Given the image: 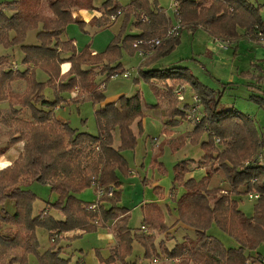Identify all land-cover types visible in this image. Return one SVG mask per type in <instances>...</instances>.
Instances as JSON below:
<instances>
[{"label":"trees","instance_id":"trees-1","mask_svg":"<svg viewBox=\"0 0 264 264\" xmlns=\"http://www.w3.org/2000/svg\"><path fill=\"white\" fill-rule=\"evenodd\" d=\"M47 2L51 16L40 12L42 0H13L0 5V47L20 46L24 53L23 64L28 65L25 70L14 71L0 63V103L8 102L13 113H20L23 108H29L31 112L30 120L16 119L17 125L8 132V142L0 147L1 157L25 141L19 158L0 170V264H28L30 254L36 255L40 264H70L71 258H64L63 247H60L65 233L111 229L109 223L113 222L115 225L111 230L118 242L106 259L96 251L102 264H127L136 242L143 247L145 259L166 255L181 257L179 264H264V256L251 254L264 243V156L262 161L255 162L261 152L264 154V132L259 131L253 118L233 107L219 111L221 96H216L214 90L200 82L186 67L162 66L141 70V77L150 84L158 99L155 105L144 103L140 93L122 95L118 101L102 105L107 100L103 85L126 71L121 61L123 52L134 55L138 52L134 47L137 40L165 36L171 27V18L150 0H132L126 7L117 0H107L102 5L103 16L93 24L104 26L112 15L121 11L126 19L135 18V27L140 34H127L124 25L105 51L93 55L89 48L78 53L72 40H64L62 36L70 24L76 23L84 28V22L76 20L72 12L96 9L94 0ZM180 15L183 28L203 26L211 36L232 43L247 37L260 41L255 33L256 27L264 34L260 7L247 0H212L209 5L181 0ZM31 31H37L36 39L40 44H26ZM180 42L181 34L168 40L146 59L144 65L168 57ZM65 61L71 62L72 66L62 74L60 66ZM36 68H41L48 75L46 82L38 81ZM98 76H105V83H98ZM16 79L27 80L28 87L24 93L11 88ZM184 84L190 85L200 96L204 117L200 123L194 124L192 131L181 136L174 149L190 139L200 145L203 156L198 161L183 159L174 166V189L184 190L181 195L175 193L179 197H174V202L177 223L194 229L197 239L187 237L170 249L163 240L158 242V237L171 229L161 207L156 202L144 204L142 226L145 228L141 226L135 231L129 224L131 210L120 206L121 187L122 177L132 176L125 153L135 152L138 146V138L143 133L144 107L168 104L163 114L164 125H179L182 119L187 120L188 104L180 106L175 92ZM47 88L53 90V100L46 99ZM75 88L87 95L82 98L78 95L71 102L90 101L97 107L98 134L79 131L70 123L55 118L54 108L70 102L62 94ZM253 98L256 97L251 96L250 100ZM205 134L208 136L206 140L203 139ZM217 138L219 143H216ZM152 141L155 142L154 139ZM221 144L224 148L218 146ZM164 147L163 143L158 145L151 161V167L162 174L167 172L160 161ZM247 160L249 163L243 166ZM195 165L207 166L203 178L188 177ZM218 172L227 179V190L211 186V180ZM35 182L48 185L56 196L54 201H45L48 211L45 208L36 211L35 205L41 198L28 189ZM143 183L150 185L146 178ZM92 187L95 195L98 187L106 192L112 188L113 192L94 202L82 200L79 194ZM242 192L259 195L252 216L240 208L235 198ZM7 201L14 202V213L6 210ZM92 205L96 208L91 209ZM213 225L229 235L238 247L227 248L212 235L210 229ZM38 229L49 233L50 247L43 254L39 252Z\"/></svg>","mask_w":264,"mask_h":264},{"label":"rangeland","instance_id":"rangeland-1","mask_svg":"<svg viewBox=\"0 0 264 264\" xmlns=\"http://www.w3.org/2000/svg\"><path fill=\"white\" fill-rule=\"evenodd\" d=\"M10 1L13 0H0V5ZM106 1L107 0H94V5H96L97 7H102V5ZM117 1L122 6H125L130 2V0H117ZM251 1L255 2L254 3L255 5L261 3V1L264 3V0H260V1L258 0V2H256L255 0H251ZM150 2L165 8V10L169 13V15L174 19L173 21L176 20V16H175L174 8L172 7L171 0H150ZM39 9L42 14H46L50 16L52 15V11L49 8V4L47 0H42V5H40ZM122 15H124V17L122 20L121 28L124 27V25L126 27V30H128L132 26L135 27V18L133 16H131L129 19H126L125 14L122 13L121 16ZM263 18H264V12H263ZM76 26L73 25L71 28L75 29V31L76 29H78L79 31V27ZM182 32L184 37L183 44L180 43L177 47H175L172 53L165 59V61L168 60L170 62L167 61V63L163 67L188 68L190 72L195 77H197L200 82H202L206 86L209 85L208 87L214 90L216 96L218 97L221 96V102L218 106L219 111L225 110L226 108L229 107L236 108L240 113L253 118L256 122L259 131L264 132V60L253 61L254 55L256 53L254 52L253 54L250 51L245 50L243 47H241V50H239L238 55L234 56L233 45L230 46V49L224 51L222 49V51H220L222 55L220 56L218 52L215 50V49L217 50L220 49L219 43L210 39L209 36L206 37L208 40L205 39L204 37L202 38L207 41L205 42L203 40L202 41L199 40L197 34L194 33L190 28L188 29L185 28L183 29ZM77 35L80 37L79 32H77ZM105 37L106 35H101L96 39V41L97 42L98 40L101 41ZM35 38H36L35 35H29V39L26 41V44H31L32 43L31 41L34 40ZM220 57L221 59H218ZM141 58L143 57H141L138 53L131 55L129 52L124 51L121 61L123 67L126 70L127 68H130L133 65L135 66L139 65ZM216 61H218V63H216ZM252 61L255 63L258 62L257 65L260 68L255 69V67H253V65L251 64ZM224 62H226V65L224 64ZM0 63L2 65L7 66L8 69H12L14 71H17L19 69L25 70V67L23 66L24 53L21 47L11 48V49L0 47ZM238 67L240 70H245V71L252 70V75L246 77V79L244 80L246 85H240L241 77L238 75L237 72ZM220 70L225 71V74L219 72ZM36 73L38 74L40 79H43V81H47L49 79L48 75L41 68H36ZM43 73H45L46 76H44ZM258 78L260 79L259 82L257 81ZM97 79H98V83L103 84L105 83L106 77L98 76ZM135 80L136 79H134V75H132L131 78L128 79L120 74L117 77L112 78L110 81H106L105 86L103 88L107 96H112L119 93H127V95H135L136 93H140L142 99L146 98L147 102L156 103L157 99L155 98L156 96L153 93L150 84L145 82L142 78L139 82H136L135 85ZM211 81L215 83V87L210 86ZM186 85L188 86V84ZM27 87H28V82L26 79H16L11 83V88L17 93H24L27 90ZM76 90L78 91L77 96L80 95V98L87 95V93L81 94L78 88H75L73 91ZM251 96L256 98L250 100ZM69 101L71 102V100ZM70 102L65 105L66 109L62 111L64 117L70 121V125L73 128L78 129L79 131H88L93 134H98V127L95 118V110L97 109V107L94 106L93 103L90 101H86L82 103H76L74 101H72L71 103ZM4 104H8V102H5ZM3 107L5 108H0L2 115L0 119V147L8 142L9 140L8 132L17 125L16 122L17 118L20 117L27 120H30L31 118V112L29 108H23L20 113H13L9 105ZM18 107L19 106H17V108ZM144 118L142 120L143 133L139 136L138 146L136 147V160L138 165L134 166L135 171L138 170V168L140 169L139 172L141 173V175L138 174L137 172L133 176L122 177L124 182L122 188L121 204L123 206L132 209V216L129 224L130 227L135 231L139 230V228L143 223V211L141 208V204L144 201L151 202L154 201L155 199H158V197H161L160 194H158V192H162L164 194L170 193L172 183L174 180V166L183 159L188 158L192 160L193 159L199 160L203 156V151L200 145H196L190 139H187L183 146L174 149L175 147H177L178 142L181 140V136L194 129V124L188 121L191 124L190 126L188 127L185 126L183 129L176 131L177 135L175 136V140L177 141L175 143L174 142L170 143L169 141L166 140L167 138L165 137L160 140L159 144L161 143L165 144L164 153L160 157V161L164 163L165 167L167 168V172L165 174H162L157 169L152 168L151 167L152 157L156 153L158 147L155 148V152L153 154L151 153V149L149 148V146L147 150H144L143 147H140L139 149V143L140 141L143 142L145 137L149 139L156 137L154 136L155 129L145 128L143 122ZM135 129L138 130L137 126L135 127ZM168 131L169 130L163 128L158 130L157 133L159 135L162 134L167 135ZM148 135H150V137ZM207 137H208L207 134H205V136H203V139L206 140ZM21 142H24L25 145V141H21ZM118 144H119V136L116 137V145ZM218 146L224 148V145L222 144ZM22 147L24 149V146ZM22 152L23 150L20 152L19 156L22 154ZM146 152L150 154L149 157L148 155L146 156ZM125 156L127 157L132 168V165L134 164L135 161L134 152L128 151L125 153ZM145 156L148 157L147 164H143V161L146 158ZM14 161H12V163ZM247 162L248 160L243 163V166L247 165ZM144 165L146 166V170L148 171L149 174L148 176L146 175V170L144 169ZM205 175H206V169H204V167L202 166L198 167L196 165L191 171V173L188 174V177L194 176L196 179H201ZM144 177L148 178V180L150 181V185H145L143 183ZM223 177H224L223 175H217V176L214 175L210 183L211 186H217L220 183L219 181ZM157 181H159L158 183L160 187L153 186V183ZM30 186H28L29 187L28 189L35 192L41 198L36 203L38 208L40 207V204L41 206L42 205L46 206L45 201H54V198H56L55 194L51 193L48 185H42L40 183L35 182ZM94 189L88 188L83 192V198L86 201L92 199L93 196H96L95 193L93 192ZM182 190H183L182 188H178L177 190L178 195L182 193ZM236 200H238L240 208L247 215L249 216L253 215L255 204H257V199H252L248 195H246L245 192H242V194L236 196ZM6 207L7 204H5V208ZM114 225L115 223L113 222L111 229H113ZM107 230L108 229H100L97 232L85 233L83 237L74 240L73 247L74 249H77L75 254L76 256H75V260H72V262L70 263L77 264L76 259L79 256L80 253L79 250L83 248V255H81V257L86 259V264H93L92 260L96 258V256L94 255V250L95 249L97 250L99 247L107 246V243L109 242L108 239L99 238L100 232H104ZM210 231L211 233H215L216 235L224 237L225 239L231 238L229 235L221 231L217 226H213L210 229ZM44 234H45L44 230H41V232L38 234L40 245H45L46 243L50 244L49 237ZM180 234L181 232H179L178 235ZM165 238L167 239L165 241L169 240L168 236ZM162 239L163 237L159 236L158 242L161 241ZM231 240L234 241L232 238ZM229 241L230 240H228L227 242ZM261 248H262L261 252L264 253V244L261 245ZM129 260L132 262L144 264L145 261L144 253L140 244H136L134 254L131 256V258H129ZM146 262H149V259L146 260ZM28 264H40V263H38V260H36L34 256H28Z\"/></svg>","mask_w":264,"mask_h":264},{"label":"crops","instance_id":"crops-1","mask_svg":"<svg viewBox=\"0 0 264 264\" xmlns=\"http://www.w3.org/2000/svg\"><path fill=\"white\" fill-rule=\"evenodd\" d=\"M195 1H197L201 5H209L212 0H195ZM247 1L252 3L256 7H260V14H261V16L263 18L264 3L261 1V3H258L257 5H255L254 4L255 2H252L251 0H247ZM255 1L258 2V0H255ZM131 2H132V0H130V2L128 4H130ZM128 4H126V5H128ZM159 7H161V9L167 14V16L169 18H171V22H172L171 26H172L176 22V20L173 21L174 19L169 15V13L165 10V8H163L162 6H159ZM72 15H73L74 18H76V20L84 22V28L81 29L80 26H78L75 23L68 25L67 28H66L65 33L62 36L63 39L64 40H68V39L72 40V42H73L74 46L76 47L78 53H80L84 48H89L90 52L93 55L105 51V49L107 48L106 46H108V44L111 42V40L120 32L121 25H122V20H123V17H124V15H122V16L120 15V16H117L114 20H112L111 17H110V22L108 24L104 25V26H99L97 24H93L94 20L100 19L103 16L102 7H97V6H96V9H93V10H89V9H77V10H74L72 12ZM263 20H264V18H263ZM73 25L74 26L77 25L76 27H79V31H78V29H76V31H75V29H72L71 27ZM132 27H130L128 30H126L127 34H132V35L140 34V30H138L134 26H132ZM183 29H185V27ZM190 29L194 33L197 34V37L199 38V40H201V41L203 40V41L207 42L205 39H207L206 37L209 36L210 39H212L213 41L216 42V38L209 34V31H208V29L206 27L198 26V27H196L194 29H192V28H190ZM77 32H79L80 37L77 35ZM241 32L245 33L244 30H241ZM36 33H37V31H31L28 34L27 40L29 39V35H35L36 36ZM101 35H106V37L103 40H101V41L98 40V42H97L96 39L98 37H100ZM203 37L205 39H202ZM183 38L184 37H183V32H182L181 33V42H180L182 44H183ZM222 40H225V39H222ZM31 42H32L31 44H35V45L40 44V42L36 38L34 40H32ZM232 45H233L234 56L238 55L239 50H241V47H243L245 50L250 51L253 54H254V52L256 53L254 55L253 61H255V60H257V61L264 60V39H261L260 41H258V40H252L249 37H247V38L241 39L239 42H234L233 41ZM19 47L20 46H16V47H13V48H19ZM215 50L218 52V54L220 56L222 55L220 53V51H222L221 48L219 50H217V49H215ZM155 52H156V50L151 52L146 58H141V61H140L139 65H136V66L133 65L132 67L127 68L124 74H128V77H125V78L130 79L131 76L134 75V79H136V81H135V85H136V82H139L142 79V77H141V70L142 69L143 70H149V69L162 68V66H164L167 63V61H168V60L165 61V59L167 57L166 58H162V59L158 60L156 63H153L151 65H147V66L144 65L146 59L148 57L152 56L153 54H155ZM257 54H259V55H257ZM218 59H221V57L218 58ZM222 59H225V58H222ZM253 61L251 63L253 65V67H255V69L256 68H260L257 65L258 62L255 63ZM168 62H170V61H168ZM216 63H218V61H216ZM224 64L226 65V62H224ZM214 65H215V63H214ZM23 66L25 67V69L28 67V65H26V64H23ZM71 66H72L71 62L65 61L64 63H62L61 66H60L61 73L62 74L67 73L71 69ZM31 68H32V65H31ZM219 72L225 74V71L220 70ZM237 72H238V75L241 77L240 85H246L244 80L246 79V77L252 75V70H246V71L245 70H240L239 67H238ZM242 72H247V73L246 74H242ZM43 74H44V76H46L45 73H43ZM36 75H37V79H38L39 82H46V81H43V79H40L37 73H36ZM121 75L123 76V74H121ZM221 79H222V77H221ZM257 81L259 82L260 79L258 78ZM184 86H186V91H187L186 100H185V102H180V106L181 105L183 106L185 104H188V103L192 102V96L197 94L195 91L191 90L192 89L191 86H189V85L187 86L186 84H184ZM210 86L215 87V83H213L211 81L210 82ZM77 92L78 91L76 90V91H72L70 93H68V92L67 93H63L62 96L64 98L72 100V99L76 98ZM45 94H46V99H48V100H53L54 99V93H53V90L51 88L50 89H46L45 90ZM122 95H127V93H119V94H116V95L107 96V100L102 105L107 104V103H111V102H116V101H118V99ZM127 96H133V95H127ZM155 98L157 99V97H155ZM146 100H147L146 98H143L144 103L148 104L149 102H147ZM4 103L5 102L0 103V108H5L3 106H7L8 105V104H4ZM67 103H69V102H63V103L57 105L54 108V116H55L56 119H58V120H60L62 122L70 123V121L68 119H66L64 117L63 113H62V111L66 109L65 105ZM157 103H158V99H157L156 103H149V104L155 105ZM167 107H168V104H166V103H161V105L158 106V107H144V112H145L146 117L144 118L143 122H144L145 128L146 129H148V128L149 129H155V135L154 136H156V137H153V138H150V139L145 137L143 142L140 141L139 149H140V147H143L144 150H147V148L149 146V148L151 149V153L153 154L155 152V148L158 147V145L160 143V140L162 138L165 137V138H167L166 140L169 141L170 143H173V142L175 143L177 141V140H175V136L177 135L176 131H178L180 129H183L185 126L188 127V126L191 125L187 120H183V119L180 121L179 125H177L175 127H170V126L164 125L163 114H164L165 110L167 109ZM163 128L169 130L167 132V135H165V134L159 135L157 133L158 130L163 129ZM148 136L150 137V135H148ZM153 139L155 140V142L150 141V140H153ZM22 146H24V142H20V143L16 144L15 146H13L6 153L7 155L5 154V155L0 157V162L7 161V162H10L9 165H11L12 161L16 160L18 158L20 152L23 150ZM147 155L149 157L150 154L146 152V156ZM148 157H146L144 159L143 164H147ZM134 158H135L136 162L134 161V164L132 165V176L135 175V173H137V172H138V174L141 175V173L139 172L140 171L139 168L136 171L134 169V166L138 165L137 164V160H136V150L134 152ZM196 161H198V160H196ZM6 167L0 168V170L4 169ZM198 167H201V166H198ZM202 167H204V169H207V166H202ZM144 169L146 170V166L145 165H144ZM146 175L147 176L149 175L147 170H146ZM217 175H223L224 176V174L222 172H218V173L215 174V176H217ZM190 177H194V176H190ZM145 178L146 177H144V179ZM146 179H148V178H146ZM123 182H124V180H123ZM158 182L159 181L154 182L153 186L154 187H160ZM219 182L220 183L217 186H212V187H221V188H223L225 190H227L229 188V184H228V181L225 178V176ZM30 187H32V186H30ZM121 188H123V185H122ZM91 189H94V188L92 187ZM177 190H178V188L174 189V182H173L172 183V187H171V191H170L169 194H164L162 192H158V194H160L161 197H158V199H155L154 201H151V202H156L161 207V209L163 210L164 215H165V221L168 224V226L171 227V229L167 233H165L164 235H161L163 237L162 240L164 241V244L170 249L173 248L177 243L184 242L187 237H189L192 240H196L197 239V235H196L194 229L189 228L188 226H186L184 224H181V223L178 224L177 223L178 213L176 211V203L174 202V197L178 196V195L175 194L176 192H178ZM93 192L95 193V189L93 190ZM183 192H184V190H182V193ZM79 197L82 200L86 201L83 198V192L81 194H79ZM235 198H236V196H235ZM54 200H55V198H54ZM96 200H97V197L93 196L92 199L87 200V201L88 202H94ZM147 203H149V202L148 201H144L141 204V208L143 207L144 204H147ZM6 204H7L6 210L9 211L10 213H14L15 212L14 202L13 201H7ZM120 206H123V205L120 203ZM35 208H36V211H39V212L41 210H43L44 208L46 210L48 209V208H46V206H43V205L41 206V204H40L39 208H38V206L36 204ZM129 209L131 210V214H132V209L131 208H129ZM142 211H143V208H142ZM143 218H144V213H143ZM7 226L8 225H4V227H7ZM109 226L111 228L112 224L109 223ZM213 226H216V225H213ZM41 230H43V229H38V234L41 232ZM44 231H45L44 235H47L49 237V233L46 230H44ZM179 232H181L180 235H178ZM85 233L86 232H84L82 230H74V231L67 232V233H65L63 235L62 240L60 242V247H63L62 256L64 258H71V262H72V260H75V256H76L75 254H76V250L77 249H74V247H73V242H74V240H76L74 237L77 236L78 238H81V237H83L85 235ZM210 233H211V231H210ZM211 234L214 235L215 237H217L218 239H220L227 248H231V247L232 248H237L238 247V244L236 242L232 241L231 238L230 239H225L224 237L216 235L215 233H211ZM167 236H168L169 240L165 241V240H167L165 238ZM99 238L108 239L109 240V242L107 243V246L99 247L97 249L100 252V254L106 259V258H108L110 256L111 249L114 248L117 245L118 240H117L116 234L111 229H108L107 231H104V232H100ZM226 240L227 241L230 240V241L227 242ZM136 244H139V243H137V242L135 243L134 251H135V248H136ZM262 244H264V243H262ZM261 245L258 247L257 250L251 252V254L253 256H258V254L264 256V253L261 252V249H262ZM49 247H50L49 243H46L45 245H40L39 252L41 254H43L46 250H48ZM142 249H143V247H142ZM97 250L96 249L94 250V255L96 256V258H94V260H92V262H93V264H102V263H100L97 255H96V251ZM79 251H80L79 256L76 259L77 260V264H86V259L81 257V255H83V248H81ZM143 253H144V249H143ZM29 256H34L36 258V260H38L37 256L34 255V254H30ZM129 258H131V257H129ZM129 258L127 260V264H140V263H136V262L130 261ZM146 260H148V259H145L144 264H151L152 259H149V262H146ZM38 263H40L39 260H38ZM117 264H121V263H117Z\"/></svg>","mask_w":264,"mask_h":264},{"label":"built area","instance_id":"built-area-1","mask_svg":"<svg viewBox=\"0 0 264 264\" xmlns=\"http://www.w3.org/2000/svg\"><path fill=\"white\" fill-rule=\"evenodd\" d=\"M172 7L174 8L176 22L170 27L169 31L165 34V36L161 38H156L152 40H143L139 39L134 43V47L138 49V54L146 58L151 52L157 50L161 46L165 45L168 40H171L177 36H179L183 29V22L180 15V4L181 0H171ZM122 12L119 11L116 15H112L111 19L114 20L117 16L121 15ZM144 20L147 19L146 16L143 17ZM255 33L262 39L264 36L263 32L260 31L258 27L255 28ZM216 42L219 43V47L223 50H227L232 45L230 40H222L220 38H216ZM124 77H128V74H123ZM117 77V75H116ZM104 87V86H103ZM176 96L180 102H185L186 100V86L182 85L176 90ZM204 117L203 109H202V100L199 95L195 94L192 96V102L188 103L186 107V119L187 121L198 124L202 121ZM220 139H216V143H219ZM263 152L258 155V158L255 162L263 159ZM249 163V162H248ZM113 189L111 188L109 192H106L105 189L97 188L96 196L99 199L102 195L108 193L112 195ZM248 196L252 199H258L259 195L256 193H250ZM91 209H95L96 205H92ZM145 228V226H142ZM182 260L181 257H170V256H163V257H155L152 259L151 264H178Z\"/></svg>","mask_w":264,"mask_h":264},{"label":"bare ground","instance_id":"bare-ground-1","mask_svg":"<svg viewBox=\"0 0 264 264\" xmlns=\"http://www.w3.org/2000/svg\"><path fill=\"white\" fill-rule=\"evenodd\" d=\"M9 163H10V162H7V161H6V162H1V163H0V165H1L0 167H1V168L6 167V166L9 165Z\"/></svg>","mask_w":264,"mask_h":264}]
</instances>
